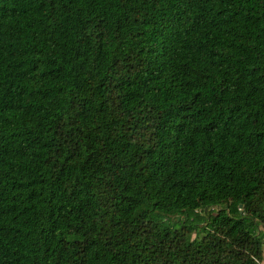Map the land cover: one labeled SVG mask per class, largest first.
I'll return each mask as SVG.
<instances>
[{
  "label": "trees",
  "instance_id": "16d2710c",
  "mask_svg": "<svg viewBox=\"0 0 264 264\" xmlns=\"http://www.w3.org/2000/svg\"><path fill=\"white\" fill-rule=\"evenodd\" d=\"M264 0H0V264H262Z\"/></svg>",
  "mask_w": 264,
  "mask_h": 264
},
{
  "label": "rangeland",
  "instance_id": "374dc122",
  "mask_svg": "<svg viewBox=\"0 0 264 264\" xmlns=\"http://www.w3.org/2000/svg\"><path fill=\"white\" fill-rule=\"evenodd\" d=\"M262 264H264V261L262 262Z\"/></svg>",
  "mask_w": 264,
  "mask_h": 264
}]
</instances>
